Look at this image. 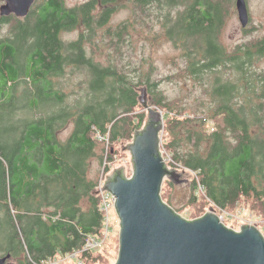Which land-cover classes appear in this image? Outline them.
Returning a JSON list of instances; mask_svg holds the SVG:
<instances>
[{
    "label": "trees",
    "instance_id": "trees-1",
    "mask_svg": "<svg viewBox=\"0 0 264 264\" xmlns=\"http://www.w3.org/2000/svg\"><path fill=\"white\" fill-rule=\"evenodd\" d=\"M233 4L91 0L70 8L48 0L0 34V106L12 99L11 126L0 140V257L42 264L77 252L83 264H93L85 239L101 235L104 216L91 159L101 157L98 142H129L141 127L140 86L163 113L168 165L196 174L193 198L202 190L214 209L231 210L241 199L264 207V36L227 50L221 31ZM121 6L131 19L110 25ZM154 18L163 36L153 40L180 51V74L204 94L191 104L168 100L160 80L151 78V62L130 68L114 58L129 27ZM73 29L77 38H65ZM104 34L114 49L102 60L94 56L100 49L90 48L100 46L94 38ZM67 68L81 75L82 93L73 99L59 82Z\"/></svg>",
    "mask_w": 264,
    "mask_h": 264
},
{
    "label": "water",
    "instance_id": "water-1",
    "mask_svg": "<svg viewBox=\"0 0 264 264\" xmlns=\"http://www.w3.org/2000/svg\"><path fill=\"white\" fill-rule=\"evenodd\" d=\"M8 1L1 13L14 11L17 16H25L33 2L16 0L10 5ZM235 7L244 28L249 22L246 0H235ZM138 90L146 117L122 146L130 154V173L125 166L115 167L102 187L113 196L119 223L113 264H264V235L255 225L230 228L213 208L186 219L162 200L163 181L187 182L189 171L168 165L161 147L163 113L148 102L146 86ZM7 259L9 255L0 257V264H13Z\"/></svg>",
    "mask_w": 264,
    "mask_h": 264
},
{
    "label": "rangeland",
    "instance_id": "rangeland-1",
    "mask_svg": "<svg viewBox=\"0 0 264 264\" xmlns=\"http://www.w3.org/2000/svg\"><path fill=\"white\" fill-rule=\"evenodd\" d=\"M84 0H65L66 5L71 6L74 4L82 3ZM235 2V0H234ZM249 22L246 27H242L238 19L237 10L235 4L230 7L229 14L226 17L225 24L221 31V40L226 46L227 50H232L238 45L246 44L257 38L264 36V0H246ZM131 19L130 11L121 6L113 13L110 18V25L116 26L123 23L126 20ZM102 32V29H100ZM4 32H1L2 35ZM77 33L72 30L68 33H64L67 39H76ZM106 36V38H104ZM109 35H97L94 41L100 38L98 47L90 49L96 50L94 56L96 58L104 60L108 49H114L113 45H107L110 41ZM163 32L157 20H148V22L136 23V28L129 27L128 31L124 34V42L121 43V48L118 52L114 53V58L118 59L120 64H130V68L135 64H145L147 68L148 61L154 66L151 78L160 80L158 88L163 91L168 100L177 103V105L191 104L194 98L202 96L199 90L193 89L192 80L186 78L183 74H180V70L183 66L180 51L172 46L169 41L154 38L162 37ZM104 38V41L102 40ZM116 49V48H115ZM102 53V55L100 54ZM146 59V60H144ZM260 64H264V58L260 59ZM132 70V69H131ZM67 68L64 76L59 80L63 84V89L68 97L73 99V96H77L82 93V88L78 86V82L81 80V75H77L71 72ZM80 83V82H79ZM141 87V86H140ZM77 90V91H76ZM74 93V94H72ZM140 91L138 90V95ZM204 95V94H203ZM150 100L151 96L147 94ZM12 99L6 97L0 106V140H2V131L6 127L7 130L11 126V121L8 117L7 109H9V102ZM140 105V104H139ZM141 106V105H140ZM6 108L5 111L3 109ZM142 108V106H141ZM138 109V112L145 111L143 108ZM146 117V111H145ZM72 125L67 127L59 133V138L65 140L71 132ZM4 135V134H3ZM163 136V133H162ZM9 132L5 133L4 138L9 140ZM163 140V137H162ZM128 141L123 140L114 144H110L107 140L98 142V153L100 158L91 159L90 177L97 181L101 172L106 169L109 173L113 168L119 166H125L126 172L129 174L131 170L130 166V154L127 150H123L122 146ZM162 151L166 156L167 152L162 146ZM168 155V154H167ZM169 157V155H168ZM178 169H185L189 171L188 181L181 184H169L167 179L163 181L161 188L162 200L171 206L176 212L186 219H194L205 212L209 211L212 204L208 202L202 190H195V198H193V184L192 180L196 177L195 172L186 168L177 167ZM224 224L230 228L238 230L241 225L253 224L264 235V207L253 200L241 199L237 205L231 210H218L214 209ZM110 230L108 236L101 243V245L93 250V256L96 258L93 264H113L118 254V232L119 223L116 212L113 205L109 210ZM93 257V258H94ZM7 262L15 263V260L10 258ZM91 263V262H89ZM16 264V263H15ZM42 264H83L79 259L72 256H58L53 260L45 261Z\"/></svg>",
    "mask_w": 264,
    "mask_h": 264
},
{
    "label": "built area",
    "instance_id": "built-area-1",
    "mask_svg": "<svg viewBox=\"0 0 264 264\" xmlns=\"http://www.w3.org/2000/svg\"><path fill=\"white\" fill-rule=\"evenodd\" d=\"M163 155H164V151H163ZM164 157L166 161L169 162L170 158L167 155L166 156L164 155ZM107 174L108 172L106 171V169H104L97 178V186H96V191L99 196V207L104 216L101 235L94 237L93 236L87 237L85 239L84 250H93L99 247L101 243L105 240V238L108 236L110 230L109 210L110 207L113 205V196L109 192L102 190ZM68 256H72L78 259L77 252L71 253L67 255V257Z\"/></svg>",
    "mask_w": 264,
    "mask_h": 264
},
{
    "label": "flooded vegetation",
    "instance_id": "flooded-vegetation-1",
    "mask_svg": "<svg viewBox=\"0 0 264 264\" xmlns=\"http://www.w3.org/2000/svg\"><path fill=\"white\" fill-rule=\"evenodd\" d=\"M47 1L48 0H33L32 4L29 7L28 13L25 16H17L14 11H12L8 14H2L1 13V7L3 4L6 3V0H0V33L6 31L7 28H9V26L11 24H13V22L23 21V20L27 19L28 17H30L31 12L33 10H37L40 6L44 5ZM62 1L66 5L65 0H62ZM88 1H91V0H84L82 3H85ZM8 2L10 5H12V4L16 5L18 3V1H16V0H9ZM82 3H79V4H82ZM79 4H74L71 6L66 5V6L71 8V7L77 6ZM73 30H75L76 32L78 31L76 29H73ZM70 31H72V30H68L67 33Z\"/></svg>",
    "mask_w": 264,
    "mask_h": 264
}]
</instances>
